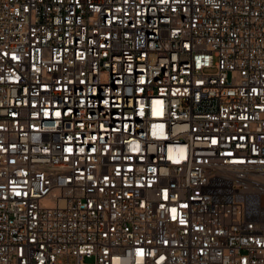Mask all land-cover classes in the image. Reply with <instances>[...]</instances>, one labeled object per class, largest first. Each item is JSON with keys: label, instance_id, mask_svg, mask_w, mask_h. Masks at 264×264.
<instances>
[{"label": "built area", "instance_id": "built-area-1", "mask_svg": "<svg viewBox=\"0 0 264 264\" xmlns=\"http://www.w3.org/2000/svg\"><path fill=\"white\" fill-rule=\"evenodd\" d=\"M0 264H264V0H0Z\"/></svg>", "mask_w": 264, "mask_h": 264}, {"label": "snow or ice", "instance_id": "snow-or-ice-1", "mask_svg": "<svg viewBox=\"0 0 264 264\" xmlns=\"http://www.w3.org/2000/svg\"><path fill=\"white\" fill-rule=\"evenodd\" d=\"M57 117H59L60 116V113L59 112H57L56 114H55ZM213 143H215V141H213ZM67 151H69V152H71L72 150L69 148ZM81 151H83V149H81ZM175 211V209H173V212ZM139 255H142L143 253L141 252V253H138Z\"/></svg>", "mask_w": 264, "mask_h": 264}]
</instances>
